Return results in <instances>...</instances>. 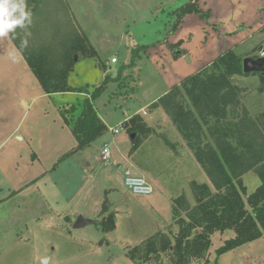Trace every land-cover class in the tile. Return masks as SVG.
<instances>
[{
	"label": "crops",
	"instance_id": "1",
	"mask_svg": "<svg viewBox=\"0 0 264 264\" xmlns=\"http://www.w3.org/2000/svg\"><path fill=\"white\" fill-rule=\"evenodd\" d=\"M67 1L98 53L114 44L107 41V31L99 40L101 48L97 47L77 3ZM189 1L171 4L164 28L151 39L142 33L136 47L147 48L139 50L131 68L128 61L119 64L118 59L105 66L95 63L103 70V79L106 74L112 78L106 90L110 85L117 87L101 108L96 102L103 94L94 100L108 131L90 147L65 158L77 142L56 99L45 92L13 39L0 38V264H137L127 256V247L157 232L178 231L174 198L185 193L193 204L191 181L210 184V179L165 111L149 106L226 50L257 57L260 53L255 55L256 51L264 49V0H197L203 11L210 12L209 24L189 13L174 30L176 9ZM116 17L120 22V14ZM148 18L142 21L148 22ZM94 20L109 29L105 26L108 15L100 18L98 14ZM132 31L135 33V29ZM127 36L122 34L125 40ZM250 40L253 42L246 46ZM126 47L129 52L131 45ZM133 50L127 55L129 60ZM71 84L77 87L88 82ZM61 96L73 101L79 95ZM118 110L122 118H116ZM135 114H140L155 133L130 154L132 134L124 128L113 133L111 127H118ZM105 144L112 152L108 164L101 162ZM164 148L169 150L173 170L160 163ZM141 155L145 164L138 162ZM129 164L154 186L152 194L123 193L122 173ZM105 198L106 208H102ZM106 211L115 213L116 226L109 232L101 231L98 224ZM80 217L97 223L75 227ZM234 236L233 230L216 232L212 236L213 255L219 245ZM247 246L226 252L220 260L230 264L234 255L245 253Z\"/></svg>",
	"mask_w": 264,
	"mask_h": 264
},
{
	"label": "trees",
	"instance_id": "2",
	"mask_svg": "<svg viewBox=\"0 0 264 264\" xmlns=\"http://www.w3.org/2000/svg\"><path fill=\"white\" fill-rule=\"evenodd\" d=\"M26 3L32 12V24L17 26L12 39L45 92L56 99L64 122L76 138V147L62 157L65 158L90 147L108 131L94 100L103 94L112 78L106 74L92 89L89 84L73 86L70 77L77 63L80 59L97 58L96 48L67 0H26ZM189 13L210 17V12H204L197 0H190L176 9L177 21L173 28ZM24 39L27 46L21 48ZM144 48L147 46L134 48L129 66H133L139 50ZM243 59L236 50H226L149 106L162 108L170 117L208 175L210 184L191 181L193 204L185 193L174 198L176 233L157 232L142 243L127 247V256L137 264L161 263L165 258L171 264H195L199 260L211 264L212 236L233 230L235 236L215 249L213 264H219L226 252L264 236V112L252 116L242 107L243 87L233 77L249 74L243 71ZM100 63L105 66L104 62ZM258 73L264 78L263 73ZM66 93L79 97L73 101L61 99ZM123 128L134 134L130 154L155 133L140 114L123 122ZM163 139L173 145L167 137ZM251 170L258 174L260 185L247 194L243 175ZM106 212L98 221L103 232L116 226L115 213Z\"/></svg>",
	"mask_w": 264,
	"mask_h": 264
},
{
	"label": "rangeland",
	"instance_id": "3",
	"mask_svg": "<svg viewBox=\"0 0 264 264\" xmlns=\"http://www.w3.org/2000/svg\"><path fill=\"white\" fill-rule=\"evenodd\" d=\"M75 4L77 3L79 9L78 12L82 17V21L85 24V27L91 32L94 36V41L97 43V47L101 48V44L99 43L101 36L103 33L109 31V38L107 41L114 43L111 47H108L106 50L101 51L99 49L98 57L94 59H80L77 63V67L75 72L71 75V83L83 82L86 80L90 85L91 89L96 85H99L104 79L102 77V72L99 67H95V63L100 62H109L112 63V57L115 56L119 60V64H122L124 61H128L130 64L132 58L127 57L128 54L132 53V48H136L137 43L143 39V34L146 33L148 38L151 39L152 36L156 35L157 30L163 29L167 17L171 14L169 9H171V4L173 6L180 5L184 0H168L170 5H167V0H74ZM120 1V2H118ZM162 3V8H159ZM158 8H157V6ZM182 6V5H181ZM121 8L120 10H118ZM163 10V11H162ZM83 11V14H81ZM119 11V13H118ZM208 10L204 11L207 12ZM100 18L104 15L110 18V20L106 23L105 26H108L109 29L103 26V23H97L94 19L98 14ZM120 14L121 21L117 22L118 18L116 17ZM197 14V13H195ZM110 15V16H109ZM187 15V14H186ZM185 15V16H186ZM205 23L210 22V17L206 18L197 14ZM211 15V14H210ZM140 16V17H139ZM149 16L147 20L148 22H143L142 20ZM152 16V17H151ZM184 16V17H185ZM151 17V18H150ZM182 18V20L184 19ZM132 19H136L134 22ZM181 20V22H182ZM177 21V17H175L174 22ZM79 22V21H78ZM177 26L174 30H177L180 25ZM79 24H81L79 22ZM173 28V26H172ZM105 29V31H104ZM135 29L134 31H132ZM129 34L127 36V40L123 39L122 34ZM132 33V35H130ZM135 35V36H134ZM125 42V43H124ZM253 41L250 40L246 46H250ZM127 45H131L129 52L127 50ZM262 48V47H261ZM263 50V49H261ZM260 50V51H261ZM239 51V49H238ZM258 51H256L255 55H258ZM250 57V56H249ZM254 57V56H253ZM245 58V57H244ZM113 64V63H112ZM118 64V65H119ZM132 66H130L131 68ZM233 81L243 87L242 92V107L248 109L250 115L257 116L264 112V78L261 77L260 73L253 72L244 75H236L233 77ZM117 88V87H116ZM114 85H110L108 89L103 93L102 98H100L96 102V106L101 108L105 103H108L109 96L111 93L116 90ZM79 97V96H78ZM58 98V97H57ZM62 99V97H60ZM75 100V99H74ZM122 111H117L116 118H122ZM120 116V117H119ZM120 125H118L119 127ZM163 156H161L160 160L164 167H167L168 170H173L174 167L170 165V156L167 154L169 150L164 148ZM143 155V153H142ZM141 155V160L139 163L143 164L145 159L144 156ZM145 164V163H144ZM145 176V175H144ZM125 175L122 173V191L126 192L128 187L124 183ZM202 178V177H201ZM149 181V180H148ZM243 182L247 188V194L254 192L257 187L260 185V178L258 174L254 171H248L243 175ZM104 199L102 203V208H105ZM246 247V251L243 254L234 255L233 261L230 264H264V237L258 241L255 240ZM212 252H210L209 257ZM213 255V253H212ZM215 259V254L210 257L211 264ZM170 263V261L165 258L162 262ZM195 264H204V260H199L195 262ZM219 264H225L224 261L219 259Z\"/></svg>",
	"mask_w": 264,
	"mask_h": 264
},
{
	"label": "clouds",
	"instance_id": "4",
	"mask_svg": "<svg viewBox=\"0 0 264 264\" xmlns=\"http://www.w3.org/2000/svg\"><path fill=\"white\" fill-rule=\"evenodd\" d=\"M26 22L28 26L32 24V12L26 0H0V38H15L17 26L24 27ZM26 46L27 39H24L21 48Z\"/></svg>",
	"mask_w": 264,
	"mask_h": 264
},
{
	"label": "built area",
	"instance_id": "5",
	"mask_svg": "<svg viewBox=\"0 0 264 264\" xmlns=\"http://www.w3.org/2000/svg\"><path fill=\"white\" fill-rule=\"evenodd\" d=\"M262 28L264 29V25ZM259 56H264V49L260 51ZM112 61L116 62L117 58L114 57ZM122 128L123 123L120 124L119 127H111V131L113 133H118ZM111 159V148L108 144H105L101 152V162L104 164H108L111 162ZM123 173L125 175L124 183L133 194L149 195L154 192V186L147 180L144 175L135 173L131 167V164H129V167L125 168Z\"/></svg>",
	"mask_w": 264,
	"mask_h": 264
},
{
	"label": "water",
	"instance_id": "6",
	"mask_svg": "<svg viewBox=\"0 0 264 264\" xmlns=\"http://www.w3.org/2000/svg\"><path fill=\"white\" fill-rule=\"evenodd\" d=\"M243 71L244 73H253V72H261L264 74V56H257V57H245L243 59ZM134 134H132V138ZM106 208V205H105ZM93 223L96 224L97 221L93 219H87L84 217L78 218L75 223V227H80L85 224Z\"/></svg>",
	"mask_w": 264,
	"mask_h": 264
}]
</instances>
